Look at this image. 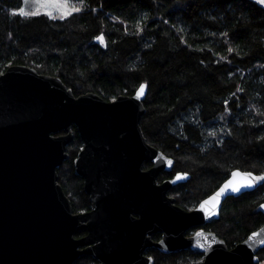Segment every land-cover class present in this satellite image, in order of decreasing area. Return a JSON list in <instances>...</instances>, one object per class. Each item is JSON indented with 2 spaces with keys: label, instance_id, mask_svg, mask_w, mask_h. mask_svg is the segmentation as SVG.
<instances>
[{
  "label": "trees",
  "instance_id": "16d2710c",
  "mask_svg": "<svg viewBox=\"0 0 264 264\" xmlns=\"http://www.w3.org/2000/svg\"><path fill=\"white\" fill-rule=\"evenodd\" d=\"M61 17L19 14L23 0H0V72L11 65L59 77L75 96L105 100L146 85L140 126L147 142L189 175L168 190L190 209L233 169L264 172V5L257 0H77ZM15 12V14H14ZM103 34V41L96 39ZM231 49V51H229ZM57 167L72 211L89 210L74 159L83 142L76 127ZM149 163L145 162L144 167ZM264 183L226 197L205 225L228 247L264 222ZM264 263V247L257 252ZM192 250L154 253L156 263L197 264ZM83 254L72 264H93Z\"/></svg>",
  "mask_w": 264,
  "mask_h": 264
},
{
  "label": "water",
  "instance_id": "95a60500",
  "mask_svg": "<svg viewBox=\"0 0 264 264\" xmlns=\"http://www.w3.org/2000/svg\"><path fill=\"white\" fill-rule=\"evenodd\" d=\"M139 87L132 95L105 100L93 92L75 96L59 77L29 66L15 64L0 72V264H72L83 254L93 255L98 264H152L143 254L149 245L161 252H202L201 264L258 262L264 222L231 249L213 232L198 230L185 237V231L218 218L226 197L264 183L228 191L217 205L200 210L233 171L253 177L264 172L233 169L194 208L175 204L167 192L189 175L177 180L179 172L157 182L173 159L143 135L146 87L137 98ZM73 125L83 142L74 159L75 173L83 178L92 206L83 213L72 211L56 171L68 157ZM143 162L152 165L142 169ZM235 179L242 182V177ZM261 205L264 201L259 204L264 215ZM81 230L86 235L75 237ZM151 232H161L162 238L152 243L146 238ZM252 233L258 235L249 239Z\"/></svg>",
  "mask_w": 264,
  "mask_h": 264
},
{
  "label": "snow or ice",
  "instance_id": "6c2138e0",
  "mask_svg": "<svg viewBox=\"0 0 264 264\" xmlns=\"http://www.w3.org/2000/svg\"><path fill=\"white\" fill-rule=\"evenodd\" d=\"M261 4H264V0H258ZM28 0H25V4L27 5ZM36 9L34 11H27L25 8L19 9V14L25 17H31L35 15H39L41 10H43L44 14L53 17L54 14L59 13L61 18L67 17L71 15L73 12H79L81 10L80 7H77L75 4H72L70 0H35ZM15 14V12H14ZM96 39L103 41L104 37L101 34ZM231 51V49H229ZM146 85L141 84L139 90L136 93V97L140 98L143 95L144 89ZM169 163H171L169 161ZM187 174H178L176 179L185 178ZM242 177V182H238L235 178ZM255 181H264V175L253 177L252 173H241L239 170H235L231 173V178L226 180L222 186L219 187L217 191H215L211 196L207 199L203 200L200 204V210L206 211L209 205L215 206L220 202V198L225 196L228 191L239 192L242 187H252ZM264 208V205H261ZM200 235V233H197ZM258 233H252L249 239L257 236ZM261 243H264L262 241Z\"/></svg>",
  "mask_w": 264,
  "mask_h": 264
},
{
  "label": "flooded vegetation",
  "instance_id": "af4514ba",
  "mask_svg": "<svg viewBox=\"0 0 264 264\" xmlns=\"http://www.w3.org/2000/svg\"><path fill=\"white\" fill-rule=\"evenodd\" d=\"M144 163L145 162H143V167H142V169H148L151 165H152V163L151 162H148L149 163V166L148 167H144ZM172 169V168H171ZM170 169V170H171ZM170 170H163V171H161L159 174H158V176H157V182L158 183H160V182H162V181H164V180H166V179H170V178H172L176 173H179L180 171H177V172H174L170 177L168 176V177H166V178H163L161 181H159L158 180V177L161 175V173L162 172H164V171H167V172H169ZM180 173H183V172H180ZM183 174H185V173H183ZM189 177V176H188ZM188 179V178H187ZM186 181V180H185ZM181 182H184V181H181ZM178 183H180V182H178ZM177 184V183H176ZM175 184V185H176ZM174 186V185H173ZM172 187V186H171ZM170 187V188H171ZM169 188V189H170ZM167 194H168V192H167ZM169 195V194H168ZM209 195V194H208ZM170 196V195H169ZM170 197H172V196H170ZM174 198V197H173ZM90 200V199H89ZM90 203H91V201H90ZM174 203H175V200H174ZM175 204H177V203H175ZM198 204V203H197ZM196 204V205H197ZM178 205V204H177ZM195 205V206H196ZM180 206V205H179ZM195 206H193L192 208H194ZM91 205H90V208H89V210H91ZM181 207V206H180ZM183 208V207H182ZM192 208H190V209H192ZM190 209H186V210H190ZM89 210H87V211H89ZM84 212H86V211H84ZM220 212V211H219ZM80 213H83V212H80ZM133 216L134 217H137V215L136 214H133ZM207 223H209V222H207ZM207 223H205V224H203V225H199V226H192V227H189L186 231H185V237H190V236H193L194 234H195V232H197L198 230H203V231H207V232H213L217 237H219L214 231H211L210 229H207V228H205V225L207 224ZM86 233H87V231L86 230H81V231H78V232H76L74 235H75V237H77V238H80V237H83V236H85L86 235ZM111 238H113V237H111ZM146 238L149 240V241H151L152 243H156V242H158L161 238H162V233L161 232H151V233H147L146 234ZM220 238V237H219ZM220 239H222V238H220ZM223 240V239H222ZM224 241V240H223ZM225 242V241H224ZM226 244V243H225ZM237 244V243H236ZM235 244V245H236ZM227 245V244H226ZM234 245V246H235ZM234 246H232V247H234ZM228 247V246H227ZM232 247H228L229 249H231ZM180 250H192V249H179V250H177V251H180ZM157 251H159V252H161L156 246H154V245H149V246H146L145 247V249H144V251H143V254L146 256V257H150V258H152V260H153V263L152 264H183V263H178V262H176V263H168V262H163V263H156L155 262V260H154V253H156ZM177 251H170V252H161V253H172V252H177ZM192 251H195V250H192ZM196 252H199V251H196ZM199 253H201L202 254V259H201V261L199 262V263H197V264H201L202 263V261H203V259H204V254L202 253V252H199ZM91 255V254H90ZM92 257H93V259H94V263L93 264H98L99 263V261H98V259L97 258H95L93 255H91ZM260 263H262V262H259V259H258V262L257 263H255V264H260ZM264 264V263H263Z\"/></svg>",
  "mask_w": 264,
  "mask_h": 264
},
{
  "label": "rangeland",
  "instance_id": "374dc122",
  "mask_svg": "<svg viewBox=\"0 0 264 264\" xmlns=\"http://www.w3.org/2000/svg\"><path fill=\"white\" fill-rule=\"evenodd\" d=\"M258 1V0H257ZM72 4H75L77 7H80V1L77 0H70ZM264 5V4H262ZM21 8H25L27 11H34L36 9V3L35 0H28L27 5L25 4V0H23V5ZM40 13H44L43 10H41ZM53 17H60L59 13L54 14Z\"/></svg>",
  "mask_w": 264,
  "mask_h": 264
}]
</instances>
